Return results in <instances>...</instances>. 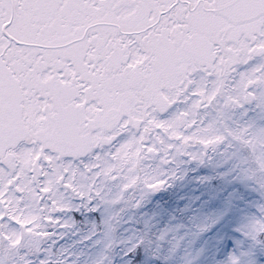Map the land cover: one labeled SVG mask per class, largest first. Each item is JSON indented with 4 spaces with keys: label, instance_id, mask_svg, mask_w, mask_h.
<instances>
[{
    "label": "snow or ice",
    "instance_id": "snow-or-ice-1",
    "mask_svg": "<svg viewBox=\"0 0 264 264\" xmlns=\"http://www.w3.org/2000/svg\"><path fill=\"white\" fill-rule=\"evenodd\" d=\"M257 56L264 0H0V264H50L41 242L65 195L101 200L109 181L127 190L117 200L162 187L149 162L203 155L192 146L230 137L264 179V126L220 132L206 120L210 109L264 106V64L226 89L232 66ZM197 70L214 86L196 84ZM93 153L86 171L73 168ZM253 230L264 234V219Z\"/></svg>",
    "mask_w": 264,
    "mask_h": 264
},
{
    "label": "rangeland",
    "instance_id": "rangeland-1",
    "mask_svg": "<svg viewBox=\"0 0 264 264\" xmlns=\"http://www.w3.org/2000/svg\"><path fill=\"white\" fill-rule=\"evenodd\" d=\"M257 66H243L227 91L234 93L240 74ZM255 92L264 98V84ZM222 111L220 117L210 109L206 117L220 132L248 122L264 126L258 101ZM228 139L206 157L196 145L187 150L203 153L196 158L181 152L168 164L149 162L167 181L154 190L139 185L117 200L127 190L109 181L101 200L65 195L66 207L53 213L59 223L46 225L52 235L41 242L50 264H232L234 256L239 264H264V234L253 230L254 222L264 219V179L249 171L246 153ZM93 156L76 159L73 168L86 171Z\"/></svg>",
    "mask_w": 264,
    "mask_h": 264
},
{
    "label": "flooded vegetation",
    "instance_id": "flooded-vegetation-1",
    "mask_svg": "<svg viewBox=\"0 0 264 264\" xmlns=\"http://www.w3.org/2000/svg\"><path fill=\"white\" fill-rule=\"evenodd\" d=\"M199 55H205L206 54V50L205 49H200ZM260 62H262V64H264V56H257L255 58H253L252 60H250L248 63H238V64H235L232 66L233 70L230 71L227 76L225 77V81H226V89H227V84L229 82L230 79L234 78L237 73L241 72L242 71V68L243 66H247V67H251L252 65L254 64H260ZM186 65H180V66H177L175 67L174 71L177 73V74H182L183 71H184V68H185ZM230 75V78L228 79V76ZM189 76L191 79H193L196 84H199L202 82V79H206L208 81L207 83V87L211 88L212 87V80L215 77V74H213L212 76H207V74L204 72V71H201V70H197V71H189ZM195 86V84L193 85ZM164 91H168V89H163ZM191 101H189L188 103H177V104H174L170 107V109L166 112V113H162V114H158L160 116V118H168L170 117L173 112L177 111V109H180V110H185V106L188 107V105H190ZM212 110V109H211ZM225 143V142H224ZM203 147V146H202ZM106 149H107V146H106ZM105 149V150H106ZM204 153H205V157L209 154L212 153V148H204ZM146 197V196H144Z\"/></svg>",
    "mask_w": 264,
    "mask_h": 264
},
{
    "label": "trees",
    "instance_id": "trees-1",
    "mask_svg": "<svg viewBox=\"0 0 264 264\" xmlns=\"http://www.w3.org/2000/svg\"><path fill=\"white\" fill-rule=\"evenodd\" d=\"M215 185H216V183H215ZM79 221L82 223V225H84V223L79 219Z\"/></svg>",
    "mask_w": 264,
    "mask_h": 264
}]
</instances>
